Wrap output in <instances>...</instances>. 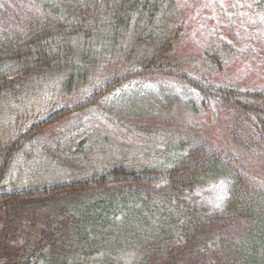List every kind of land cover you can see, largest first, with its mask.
<instances>
[{"label": "trees", "instance_id": "1", "mask_svg": "<svg viewBox=\"0 0 264 264\" xmlns=\"http://www.w3.org/2000/svg\"><path fill=\"white\" fill-rule=\"evenodd\" d=\"M185 22L178 0H0V264H264V86L226 75L221 37L184 62ZM93 110L122 144L106 166L3 188L41 125ZM216 181L221 210L183 199Z\"/></svg>", "mask_w": 264, "mask_h": 264}, {"label": "rangeland", "instance_id": "2", "mask_svg": "<svg viewBox=\"0 0 264 264\" xmlns=\"http://www.w3.org/2000/svg\"><path fill=\"white\" fill-rule=\"evenodd\" d=\"M178 4L184 7L186 19L185 37L179 52L184 57V62L190 63L196 58L209 35L214 37V41L221 37L238 50L237 59L228 67L226 75L250 87L264 86V3L259 6L258 13L255 6L258 0H178ZM224 16L234 22H226ZM96 112L93 110L83 115L56 120L50 125H41L39 132L15 149L3 179V188L34 187L91 173L106 166L119 153L122 144L115 135L110 137L111 129L89 122ZM18 120L19 122L14 119L9 126L14 125L17 129L24 130L26 120ZM207 124L209 128L206 132L213 136V132L218 131L216 125L210 121ZM5 133L3 129L0 137L3 138ZM165 183L162 181L158 187ZM192 197L201 208L209 212L219 211L225 199L224 185L221 181L212 182L185 193L183 199ZM148 205V211L153 217L160 210L164 211L163 208ZM171 206L167 209V214H172L174 220H179L185 208H176L175 202ZM178 220L173 221L172 227L178 225ZM101 245L106 247L104 241ZM135 256L134 250H126L113 257L115 260L110 261V264H131ZM98 257L99 255L80 256L76 264H96Z\"/></svg>", "mask_w": 264, "mask_h": 264}, {"label": "bare ground", "instance_id": "3", "mask_svg": "<svg viewBox=\"0 0 264 264\" xmlns=\"http://www.w3.org/2000/svg\"><path fill=\"white\" fill-rule=\"evenodd\" d=\"M260 264H263V263L260 262Z\"/></svg>", "mask_w": 264, "mask_h": 264}]
</instances>
